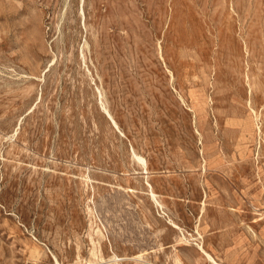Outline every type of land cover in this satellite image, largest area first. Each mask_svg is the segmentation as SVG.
<instances>
[{
	"label": "rangeland",
	"instance_id": "1",
	"mask_svg": "<svg viewBox=\"0 0 264 264\" xmlns=\"http://www.w3.org/2000/svg\"><path fill=\"white\" fill-rule=\"evenodd\" d=\"M218 263L264 264V0H0V264Z\"/></svg>",
	"mask_w": 264,
	"mask_h": 264
},
{
	"label": "bare ground",
	"instance_id": "2",
	"mask_svg": "<svg viewBox=\"0 0 264 264\" xmlns=\"http://www.w3.org/2000/svg\"><path fill=\"white\" fill-rule=\"evenodd\" d=\"M109 115V114H108ZM110 117L112 118V120H113V122L116 124V122H115V120L113 119V117L111 116V114H110ZM136 156V155H135ZM139 157V156H138ZM139 159L140 160H143L141 157H139ZM150 185V184H149ZM151 190V189H150ZM200 249H201V247H200ZM203 249V248H202ZM203 251V250H202ZM204 252V251H203ZM205 253V252H204ZM207 253V252H206ZM205 256H206V254H205ZM207 256H208V258L209 259H212L213 261H214V259L211 257V255H209L208 253H207ZM116 259V258H115ZM217 263V262H216ZM219 264V263H218Z\"/></svg>",
	"mask_w": 264,
	"mask_h": 264
}]
</instances>
